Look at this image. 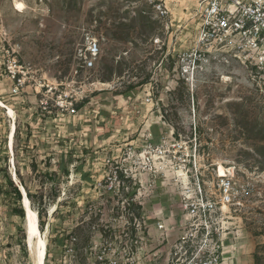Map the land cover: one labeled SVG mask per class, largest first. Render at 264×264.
Returning <instances> with one entry per match:
<instances>
[{
	"label": "rangeland",
	"instance_id": "374dc122",
	"mask_svg": "<svg viewBox=\"0 0 264 264\" xmlns=\"http://www.w3.org/2000/svg\"><path fill=\"white\" fill-rule=\"evenodd\" d=\"M23 1L25 9L0 0V55L15 56L26 73L14 92L0 66V99L15 111L0 105V166L12 176L19 168L43 196L45 264L132 257L166 264L177 233L158 230L157 221L180 217L187 182L180 172L211 180L220 165L234 167L250 189L231 206L230 264H255L256 254L264 264V158L255 152L264 135V77L233 62L187 81L174 53L192 44L194 23L182 13L162 21L146 0ZM88 33L102 50L91 69L78 58ZM42 83L53 89L44 92ZM60 94L76 113L42 108V98L56 104ZM20 221L0 194V264H36L26 219L18 242Z\"/></svg>",
	"mask_w": 264,
	"mask_h": 264
},
{
	"label": "built area",
	"instance_id": "2783aa9c",
	"mask_svg": "<svg viewBox=\"0 0 264 264\" xmlns=\"http://www.w3.org/2000/svg\"><path fill=\"white\" fill-rule=\"evenodd\" d=\"M146 1L162 21L173 23L176 14L182 13L184 17L189 15L188 20L194 23L192 44L175 49L174 53L179 73L187 81L202 76L215 65L233 62L243 66L251 76L264 77V0ZM101 51L99 40L88 33L83 47L78 50L83 67L91 69L95 66ZM0 66L9 72L14 92H19L26 84L23 64L15 56L2 53ZM41 86L44 92L47 88L53 89L46 83ZM41 106L46 111L55 108L58 112L76 113L72 101L63 98L62 94L56 104L42 98ZM125 176L134 179L132 175ZM183 184L179 193L180 217L157 221L158 230L177 233L166 264H230L231 206L249 193V184H238L234 167L226 168L225 175L219 173L211 180L204 179L198 171L192 177L188 176ZM134 263L132 257L109 264Z\"/></svg>",
	"mask_w": 264,
	"mask_h": 264
},
{
	"label": "trees",
	"instance_id": "16d2710c",
	"mask_svg": "<svg viewBox=\"0 0 264 264\" xmlns=\"http://www.w3.org/2000/svg\"><path fill=\"white\" fill-rule=\"evenodd\" d=\"M85 102H86L85 100L82 101L77 105V107L81 108ZM20 129L21 128L19 126H16V131L14 135V139H15L14 151L16 157L17 155H19V145H17L16 142L17 141L19 142V140L21 142ZM155 137H157V133L155 134ZM260 138L262 140V144L255 149V152L264 158V135H262ZM153 142L155 143L154 140ZM16 173L19 179V183L25 187L28 197L31 200V203L38 204L37 211L39 213V218L42 219L45 210L43 196L41 195L40 198L38 199V196L31 191V189L26 185L23 178V174L19 168L16 169ZM51 177L56 178V174H52ZM0 194L3 195V198L6 201V205L9 207L11 213L19 216L21 219L20 223L17 224L16 228H17V233L21 236L18 237V242L22 243L25 240V228L23 227V221H25L26 219L25 208L22 204L23 193L19 184L15 182L13 176L9 172V166L7 164L0 166ZM261 260H262L261 255L256 254L255 264H260Z\"/></svg>",
	"mask_w": 264,
	"mask_h": 264
},
{
	"label": "bare ground",
	"instance_id": "6f19581e",
	"mask_svg": "<svg viewBox=\"0 0 264 264\" xmlns=\"http://www.w3.org/2000/svg\"><path fill=\"white\" fill-rule=\"evenodd\" d=\"M18 5H22V7H18ZM15 6L18 9H25L26 3L23 0H16ZM0 105L7 108L8 113L14 117L15 111L12 107L6 105L4 101L0 99ZM16 131V123L12 125L11 133H10V147L13 151L14 146V135ZM14 162V160H13ZM219 173L221 175H225L226 173V167L223 165H220L219 167ZM180 175L183 176L187 180V175L183 172H180ZM13 177L19 184L20 188L23 191V199L22 202L24 203L23 206L26 210V228H27V239L30 249L33 251V253L36 256V264H45L46 262V255H47V239L43 235L42 231L39 227V213L37 210L33 209L31 206V200L28 197L27 191L23 185L19 183V179L17 176L16 171H13Z\"/></svg>",
	"mask_w": 264,
	"mask_h": 264
},
{
	"label": "water",
	"instance_id": "95a60500",
	"mask_svg": "<svg viewBox=\"0 0 264 264\" xmlns=\"http://www.w3.org/2000/svg\"><path fill=\"white\" fill-rule=\"evenodd\" d=\"M15 180V179H14ZM15 182L17 183V181L15 180ZM18 184V183H17ZM22 190V189H21ZM22 193H23V191H22ZM24 195V194H23ZM24 204V203H23Z\"/></svg>",
	"mask_w": 264,
	"mask_h": 264
},
{
	"label": "snow or ice",
	"instance_id": "6c2138e0",
	"mask_svg": "<svg viewBox=\"0 0 264 264\" xmlns=\"http://www.w3.org/2000/svg\"><path fill=\"white\" fill-rule=\"evenodd\" d=\"M18 7H22V5H18Z\"/></svg>",
	"mask_w": 264,
	"mask_h": 264
}]
</instances>
